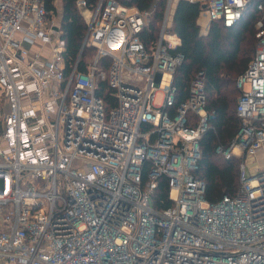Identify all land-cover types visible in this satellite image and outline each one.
<instances>
[{"label": "built area", "instance_id": "built-area-1", "mask_svg": "<svg viewBox=\"0 0 264 264\" xmlns=\"http://www.w3.org/2000/svg\"><path fill=\"white\" fill-rule=\"evenodd\" d=\"M166 1L147 45L152 12L77 0L81 53L95 49L81 72V53L67 67L41 0H0V264H264V163L251 173L246 163L264 157V0H187L202 6L204 35L260 14L255 56L236 80L241 128L217 149L243 159L239 187L216 203L195 174L209 129L204 76L178 102V0ZM160 179L164 210L153 203Z\"/></svg>", "mask_w": 264, "mask_h": 264}, {"label": "trees", "instance_id": "trees-1", "mask_svg": "<svg viewBox=\"0 0 264 264\" xmlns=\"http://www.w3.org/2000/svg\"><path fill=\"white\" fill-rule=\"evenodd\" d=\"M49 12L57 14L56 0H41ZM62 17L60 23L61 39L64 42V57L67 67L74 65L83 48L87 31L85 16L77 8V0H60ZM93 7L99 0H86ZM127 7L152 12V18L141 34L147 45L153 43L159 34L163 21L166 0H117ZM202 6L187 0H178L173 11L170 31L181 39L176 53L183 57L178 67L174 85L178 102L188 95L189 87L196 76H204L206 111L209 117V129L201 140L202 157L196 176L206 185L205 199L211 203L219 202L224 196H235L239 187L240 165L242 158L233 156L226 159L223 153H217L222 147L227 149L241 128V119L237 115V101L241 91L236 87L239 75L245 72L249 62L255 56V22L260 16L251 9L243 20L232 27L219 22L210 25L206 35L201 32L199 17ZM95 55L93 47L85 48L81 53L78 69L86 70L87 62ZM105 84L98 95L103 96ZM114 106V99L104 96ZM147 178V170L143 179ZM156 210L167 209L171 205L169 184L166 179L159 180V186L153 194Z\"/></svg>", "mask_w": 264, "mask_h": 264}, {"label": "rangeland", "instance_id": "rangeland-1", "mask_svg": "<svg viewBox=\"0 0 264 264\" xmlns=\"http://www.w3.org/2000/svg\"><path fill=\"white\" fill-rule=\"evenodd\" d=\"M56 6H57V14H56V17L55 19L61 23V17H62V7H61V1L60 0H56ZM199 22V25H201V22L203 23V20L201 18H199L198 20ZM202 28V27H201ZM203 30V29H202ZM254 45H255V49H256V41H253ZM162 99H163V94L162 92H158L157 94V97H156V103L157 104H160L162 102ZM217 153H221V151L217 150ZM236 157H239V156H236ZM241 158V157H239ZM242 162H243V159H242ZM247 163V170L248 172H254L255 171V168L257 166H262V164L264 163V157L263 158H259L258 160L256 161H250L249 159L246 161Z\"/></svg>", "mask_w": 264, "mask_h": 264}, {"label": "crops", "instance_id": "crops-1", "mask_svg": "<svg viewBox=\"0 0 264 264\" xmlns=\"http://www.w3.org/2000/svg\"><path fill=\"white\" fill-rule=\"evenodd\" d=\"M259 158H263V154H259L257 160H258Z\"/></svg>", "mask_w": 264, "mask_h": 264}]
</instances>
